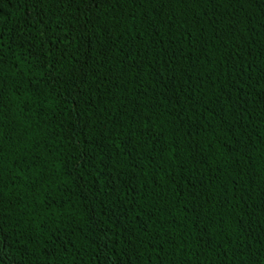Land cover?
Wrapping results in <instances>:
<instances>
[{
  "label": "trees",
  "instance_id": "16d2710c",
  "mask_svg": "<svg viewBox=\"0 0 264 264\" xmlns=\"http://www.w3.org/2000/svg\"><path fill=\"white\" fill-rule=\"evenodd\" d=\"M31 4L0 0V264H264V0Z\"/></svg>",
  "mask_w": 264,
  "mask_h": 264
},
{
  "label": "snow or ice",
  "instance_id": "6c2138e0",
  "mask_svg": "<svg viewBox=\"0 0 264 264\" xmlns=\"http://www.w3.org/2000/svg\"><path fill=\"white\" fill-rule=\"evenodd\" d=\"M57 0H32L31 7L33 8V11H35L36 8H41L43 9L46 5L49 3H55ZM62 4V0H60ZM79 3L84 4L89 10L94 7H99L100 4L103 2V0H78ZM35 19L38 24L41 25L40 31L42 34V37L47 36L49 39L51 38L48 34L52 30L48 28L47 26L43 25V17L40 16L39 13H36ZM59 24V21H57V25ZM56 25H53L52 28H55ZM3 40L2 35H0V41ZM63 43V41H61ZM63 51V50H62ZM83 64L81 65V68L76 69V71H82ZM84 75H87V73H84ZM2 252V250H0Z\"/></svg>",
  "mask_w": 264,
  "mask_h": 264
}]
</instances>
